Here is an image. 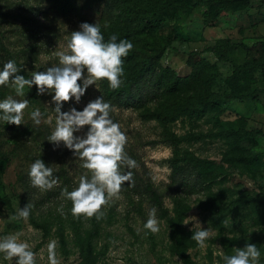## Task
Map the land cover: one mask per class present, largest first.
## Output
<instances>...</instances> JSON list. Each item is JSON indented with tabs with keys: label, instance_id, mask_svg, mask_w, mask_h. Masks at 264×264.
Returning <instances> with one entry per match:
<instances>
[{
	"label": "rangeland",
	"instance_id": "obj_1",
	"mask_svg": "<svg viewBox=\"0 0 264 264\" xmlns=\"http://www.w3.org/2000/svg\"><path fill=\"white\" fill-rule=\"evenodd\" d=\"M226 1L239 6L226 7L216 20L212 19L208 4L180 9L175 18L168 19L163 35L172 34L176 38L171 40L161 63L172 67L176 74L186 75L192 70L188 62L191 50L213 45L219 38L252 44L264 37V0L223 2ZM129 2L131 0H0V59L4 63L14 60L19 75H22L21 66L31 76L59 66L56 53L70 54L71 33L79 31L85 22L99 24L105 41L115 34L119 42L124 39L121 10ZM127 40L132 42L133 49L139 43L136 39ZM247 54L243 47H232L229 60L221 61L213 51L203 53L216 63L219 71L212 86L214 90L229 91L226 77L234 70V64L243 62ZM240 84L264 87V67L255 71L252 80H243ZM162 89L166 91L164 95L152 102L125 103L108 99L100 80L89 86L80 103H75L73 98L61 109L69 111L75 107L82 111L87 103L103 97L111 105L110 118L127 136V155L138 164L132 169L122 167V173H133L134 184L122 185L119 199L113 198L102 209L99 233L93 238L94 264H188L179 254L180 249L194 264H225L224 257L234 255L235 250L246 243L256 244L260 251L259 264H264V135L243 139L240 150L214 136L185 140L175 146L165 135L166 127L178 135L236 128L241 124L264 131V90L255 98H225L215 111L203 117H198L194 111L181 114L164 126L150 116V112L160 106L168 110L187 92ZM52 95H38L35 85L26 86L24 96H17L11 83L0 86V101L9 96L29 101L22 125L0 120V240L18 235L19 242H27L36 254V264H49L48 244L56 241L59 264H81V248L72 222V202L62 192L64 188L72 191L78 187L79 177L87 170L82 167L84 161L75 157L63 143L57 147L47 141L57 117ZM224 106L227 111L219 120L211 117ZM36 109L42 114L39 125L31 118ZM88 130L89 126H84L74 135L85 136ZM189 151L204 159L211 172H206L200 163L184 159L183 155ZM245 153L259 154V157L246 159ZM36 159H42L51 167L53 176L59 180L51 190L41 191L31 184L28 173ZM244 194L252 200L238 201ZM214 197L223 209L222 226H218L214 213L204 206V202ZM28 203L33 206L28 219L13 220L11 217ZM153 207L157 210L160 229L156 234L144 228ZM79 219L88 232L93 226L92 218L80 216ZM60 221L64 222L67 250L58 232ZM44 225L50 232L46 233ZM202 229L210 230L203 248L191 239ZM4 255L0 253V264H15V258L6 260Z\"/></svg>",
	"mask_w": 264,
	"mask_h": 264
},
{
	"label": "clouds",
	"instance_id": "obj_2",
	"mask_svg": "<svg viewBox=\"0 0 264 264\" xmlns=\"http://www.w3.org/2000/svg\"><path fill=\"white\" fill-rule=\"evenodd\" d=\"M113 34L105 41L101 26L87 22L80 25L79 31L71 33L68 44L70 54L58 52L59 66L49 67L43 72H34L31 79L19 75L20 71L14 60H9L0 71V86L9 83L15 89L17 96H24L27 86L37 88L38 95L53 94L55 104L56 126L47 141L59 146L61 143L71 150L75 157L84 161L82 167L87 171L79 177L78 187L72 191L63 189L62 195L72 202L71 212L74 217H103L102 209L113 199H119L122 185L134 184L133 173H122V167L129 169L138 167L126 151L127 136L121 131L120 125L110 118L111 105L103 97L87 103L82 111L75 107L62 111L63 104L74 101L80 103L89 86L97 81L107 80L109 86L116 90L121 87L124 76L123 58L133 49V44L127 39L117 42ZM86 70V75H85ZM82 81V84L79 83ZM29 107L28 99L16 100L11 96L0 101V120L7 124L22 125L25 109ZM41 112L36 109L31 118L36 125L41 123ZM89 126L85 136L74 133ZM89 173L91 174L89 178ZM33 187L41 191L51 190L58 185V178L53 176V169L46 166L42 159H36L28 173ZM28 203L19 210L13 220H27L31 208ZM156 208L149 213L144 228L151 233L159 232V222L156 219ZM210 237L209 229L197 230L191 239L203 248ZM57 242L48 244L49 264H59L57 259ZM0 253L6 260L15 258V264H36V254L27 242H19L18 235H9L0 240ZM260 251L254 243H246L243 248H237L232 256H225V264H259Z\"/></svg>",
	"mask_w": 264,
	"mask_h": 264
},
{
	"label": "trees",
	"instance_id": "obj_3",
	"mask_svg": "<svg viewBox=\"0 0 264 264\" xmlns=\"http://www.w3.org/2000/svg\"><path fill=\"white\" fill-rule=\"evenodd\" d=\"M218 0H131L126 3L121 10V22L123 25L124 39L139 40L138 45L123 58L124 76L121 78L123 83L120 88L113 90L107 80H103L106 96L113 99L129 102H152L161 98L166 92L162 88L175 92L185 90L187 93L181 96L171 108L165 110L161 106L150 112V116L157 118L164 126L169 122L175 121L181 114L197 112L198 117H203L219 107L222 100L235 98H255L258 93L264 90L259 85H241L243 80H252L255 71L264 67V37L252 44L246 42H234L229 38H219L213 45H208L203 49H194L188 52V62L192 70L186 75L176 74L170 66H164L161 58L170 47V42L176 35L169 34L164 37L163 31L167 27V20L175 18L180 9L190 10L202 4H208L209 10L213 12L212 19L216 20L222 10L231 6L238 8L239 5L230 4L228 1ZM160 35H157L158 32ZM232 47H243L248 54L243 62L235 63L234 70L226 77V82L230 85L229 91L220 93L213 89V84L217 81L219 74L216 63L212 62L203 53L213 51L221 61L229 60V51ZM0 64H5L0 59ZM22 75L26 79L32 76L24 66H21ZM161 90L164 92L161 93ZM227 111L226 107H221L211 117L219 120L222 114ZM166 138L175 146L185 140H201L208 136H214L226 140L231 148L240 150L242 140L245 138L256 139L264 135L263 129H250L241 124L238 127L219 129L216 131L204 132L193 131L187 134L178 135L165 129ZM246 159L258 158L259 154H243ZM183 158L192 162L200 163L206 172L210 173L211 168L206 161L197 157L193 152H186ZM248 194L239 197L238 201L252 200ZM204 206L209 208L215 216L218 226H222L221 217L224 215L223 209L219 207V200L214 197L206 202ZM73 228L76 241L81 248V264H94L96 255L93 249V238L99 233L100 219L92 217V228L85 232L81 219L74 217ZM45 226V231L50 229ZM176 230H178L176 226ZM62 246L67 250L64 222L60 221L58 227ZM179 254L188 264H194L188 258L183 249Z\"/></svg>",
	"mask_w": 264,
	"mask_h": 264
}]
</instances>
